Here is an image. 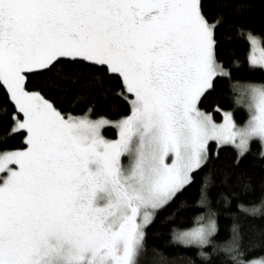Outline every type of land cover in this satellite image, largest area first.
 <instances>
[{
	"label": "snow or ice",
	"instance_id": "obj_1",
	"mask_svg": "<svg viewBox=\"0 0 264 264\" xmlns=\"http://www.w3.org/2000/svg\"><path fill=\"white\" fill-rule=\"evenodd\" d=\"M222 20L209 23L201 0H0V88L15 108L6 135L22 133L24 143L0 150V264H137L144 228L207 163L209 141L234 144L237 163L251 139L264 146V85H233L237 103L249 101L243 127L230 113L218 126L197 107L214 78L230 76L215 59ZM246 35L250 66L264 67L254 58L259 37ZM61 59L121 78L131 114L118 123L65 118L28 89L29 74ZM54 75L77 79L62 68ZM112 123L119 138L108 141L99 129ZM202 221L177 238L207 245L217 224ZM231 231L225 253L236 248L238 226Z\"/></svg>",
	"mask_w": 264,
	"mask_h": 264
},
{
	"label": "trees",
	"instance_id": "obj_2",
	"mask_svg": "<svg viewBox=\"0 0 264 264\" xmlns=\"http://www.w3.org/2000/svg\"><path fill=\"white\" fill-rule=\"evenodd\" d=\"M202 13L209 23L223 17L215 28V59L230 76H217L213 87L198 102V109L210 114L212 120L220 121L223 111H231L236 125L243 124L248 111L238 104V92L233 85H264V68L249 64L250 44L247 33L259 37L264 48V0H201ZM241 30L245 35H240ZM238 62V66H236ZM77 76L76 82L58 78L57 69ZM73 69L77 70L76 72ZM82 71L81 75H77ZM101 76L93 79L92 74ZM29 90L39 92L62 115H86L91 119L100 117L118 120L131 114L128 99L118 93L124 92L121 78L97 72L95 66L86 62L69 64L64 59L51 71L43 70L29 74ZM219 109V111L217 110ZM89 110H91L89 112ZM14 105L5 89L0 88V150H16L24 146L23 134L7 136L12 124ZM102 135L114 138L116 129L105 126ZM264 151L258 139H251L248 150L237 163L238 150L229 144L208 143L209 159L194 171L192 182L169 203L155 211L154 218L144 228V249L137 264H244L264 261ZM207 177L208 185L201 188ZM257 207L255 215L240 210ZM202 217L203 223L214 219L217 232L204 247L177 242L176 236L192 227L193 220ZM238 226L236 248L225 253L224 246L233 239V225ZM210 255V260L200 253ZM235 256L233 260L231 257ZM262 264H264L262 262Z\"/></svg>",
	"mask_w": 264,
	"mask_h": 264
},
{
	"label": "rangeland",
	"instance_id": "obj_3",
	"mask_svg": "<svg viewBox=\"0 0 264 264\" xmlns=\"http://www.w3.org/2000/svg\"><path fill=\"white\" fill-rule=\"evenodd\" d=\"M257 37V36H256ZM250 49H251V46H250ZM262 52H264V48L263 47H261V45H260V40L258 41V43L255 45V52H254V58H255V60H256V62H257V64H264V59H262L261 58V53ZM249 53H250V50H249ZM248 59H249V56H248ZM264 68V67H263ZM130 95V94H129ZM133 97H131V95H130V99H132ZM243 99V103H241V104H243L245 107H246V109H247V111H248V118L246 119V121L243 123V124H241V125H236L235 124V122H234V120H233V117H232V122H233V124L236 126V127H243L247 122H248V120H249V118H250V113H249V110H248V103H249V101H248V99H247V97H244V98H242ZM254 111H255V109L253 108V113L252 114H254ZM201 112H203V111H201ZM204 114H206L205 112H203ZM226 113H230L231 114V111H223L222 112V118H221V120L220 121H214V120H212L213 121V123H215L216 125H222L223 123H224V118H225V114ZM72 116V115H71ZM231 116H232V114H231ZM68 117V115L67 116H65V118H67ZM72 117H74V118H86V119H89V120H92V121H96L97 119H91L90 117H88L87 115H80V116H72ZM101 118V117H100ZM122 118H120V119H118V120H110V119H107L109 122H114V123H118L120 120H121ZM114 123H112V124H108V125H104V126H102L100 129H99V132H100V135H101V137L102 138H104V139H106V140H108V141H115V140H117L119 137H118V132H119V129L116 127V126H114ZM105 126H113V127H115V129H116V135H115V137L114 138H106V137H104L103 135H102V129H103V127H105ZM259 140V139H258ZM216 144H218L215 140H213ZM260 141V140H259ZM210 142V141H209ZM261 142V141H260ZM236 143H239V140H238V138H237V141H236ZM219 145H222V144H219ZM229 145H233L235 148H236V146L234 145V144H231V143H229ZM262 145V144H261ZM263 147V149H264V146H262ZM237 149V148H236ZM238 150V149H237ZM128 158L127 157H122V163L123 164H125V165H127L128 164ZM167 164H171L172 163V158L171 157H169V158H166V161H165ZM151 211V210H150ZM138 222H139V218H138ZM208 222V221H207ZM206 224V223H205ZM179 236V234L176 236V239H178L177 237ZM210 238V237H209ZM177 242H179V243H181V244H185V243H183L181 240H176ZM185 245H195V246H198L197 244H185ZM252 261H254V260H252ZM251 262V261H250ZM261 262V264H262V262L264 263V261H260ZM247 264H249V262H247Z\"/></svg>",
	"mask_w": 264,
	"mask_h": 264
}]
</instances>
